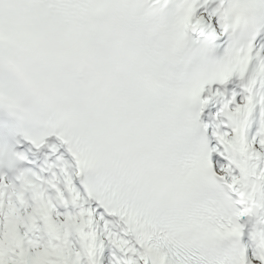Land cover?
Here are the masks:
<instances>
[{"label":"snow or ice","instance_id":"6c2138e0","mask_svg":"<svg viewBox=\"0 0 264 264\" xmlns=\"http://www.w3.org/2000/svg\"><path fill=\"white\" fill-rule=\"evenodd\" d=\"M0 264H264V0H0Z\"/></svg>","mask_w":264,"mask_h":264}]
</instances>
